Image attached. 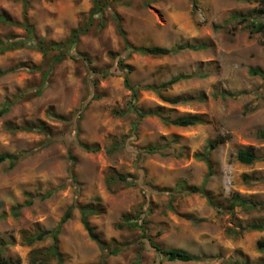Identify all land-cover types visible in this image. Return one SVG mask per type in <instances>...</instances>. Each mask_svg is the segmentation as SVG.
<instances>
[{
	"label": "rangeland",
	"instance_id": "1",
	"mask_svg": "<svg viewBox=\"0 0 264 264\" xmlns=\"http://www.w3.org/2000/svg\"><path fill=\"white\" fill-rule=\"evenodd\" d=\"M28 1L25 11L20 0H0V15L14 22L0 21V42L26 41L0 54V72L9 70L0 75V105L27 92L0 113V155H19L13 167L0 164L4 256L13 264H56V259H42L50 237L33 243L28 239L53 230L77 203L96 210L89 222L109 248L125 246L118 255H109L107 264H264L259 249L264 230L249 229L264 225V76L251 72L264 73V33L251 34L247 27L251 20L264 19L259 2L101 0L107 7L98 15L93 13L95 0ZM114 14L135 46H205L164 56L129 53ZM91 15L95 20L71 51L84 53L89 62L67 57L52 64L32 45L40 38L47 43L66 40ZM243 18L248 20L241 22ZM25 19L34 38L21 25ZM117 57H125L135 84L160 86L175 76H189L161 90L163 97L140 91L137 105L160 108L162 117L117 113L127 110L131 100ZM21 64L44 69L18 68ZM104 68L111 72L105 78L92 73ZM184 115L198 116L199 123L181 127L163 119ZM81 143L99 150L84 149ZM152 145L159 148L148 154ZM242 148H252L257 160L240 162ZM207 161L213 173L204 190L194 192L209 173ZM119 175L133 183L116 180ZM31 194L36 198L30 199ZM238 196L247 205L232 208ZM126 219L147 231L127 225ZM59 239L63 264L102 259L77 206ZM152 242L206 258L168 261Z\"/></svg>",
	"mask_w": 264,
	"mask_h": 264
},
{
	"label": "trees",
	"instance_id": "2",
	"mask_svg": "<svg viewBox=\"0 0 264 264\" xmlns=\"http://www.w3.org/2000/svg\"><path fill=\"white\" fill-rule=\"evenodd\" d=\"M23 4L24 10L26 11L28 9L29 6V1L28 0H20ZM148 1V0H147ZM193 2L195 0H192ZM242 1H247V2H259L260 7L257 9L260 13L264 14V0H242ZM195 6V5H194ZM107 7L106 3L101 2V0H95V8L93 10V13H97L98 15H101L103 12H105V8ZM92 17H90L89 21L82 25V26H78L76 28H74L70 34V36L64 40V41H51L49 43H47L45 41L44 38H40L37 39L36 42H33L32 45L38 49L39 51H41L44 55V58L47 61H50L52 64L54 63H60L63 60H65L67 57L73 58V59H80L82 58L84 61L86 60L87 62H89L88 57L84 54V53H77V54H72L71 51L73 49V46H75L79 41H80V37L83 34H86L89 26L93 23V21L95 20V18L93 16L95 15H91ZM114 19L117 21V28L119 33L121 34L123 40H124V44H125V49L129 51V53H139L142 55H153V56H164V55H168V54H172V53H177L182 49L185 48H191L193 50H199L201 48H203L205 45L204 44H184V45H180L177 47H162V46H135L127 37V33L125 31V29L123 28V25L121 23V20L119 18V16L117 14H114ZM248 19L247 18H243L241 20V22H246ZM0 21H2L3 23H7V24H14V22H12V20L4 15H0ZM104 22H101V27L104 26ZM22 26L25 27V29L27 30V37L28 38H34L33 37V33H34V28L33 26H31L28 21L25 19L23 21V23L21 24ZM247 27L250 28V32L251 34L254 33H264V19L261 21H253L251 20L248 24ZM26 45V41H24L23 38H16V40L11 41L8 40L6 43L4 42H0V54L11 50V49H15V48H20L22 46ZM114 57H116V55H114ZM117 61H118V66L125 72V86L127 89H129L131 91V100L129 102V106L127 110H122V111H117V113L125 115L128 112L134 111L135 113H137L140 117H145V116H149V115H157L162 117V113L160 108H154V109H149V110H144L142 107L137 105V100L140 94V91L142 90H153L155 92H157L158 94L160 93L161 90H164L166 87H169L171 85L176 84L177 82L186 79L187 77H189L188 75H178L173 77L172 79L162 83L160 86H155L153 84H147V85H140V84H135L132 82L131 80V73H132V69L130 68V66L128 64L125 63V57H117ZM19 67H29V69L31 71H42L44 68L41 66H28L27 64H21L18 66ZM9 70L5 71V72H0V75H2L3 73L8 72ZM12 71V70H11ZM252 74H261L262 76H264V73L260 70H251ZM93 74H100L101 77L105 78L107 77L111 72L109 69H93L92 70ZM44 75H47V72L44 73ZM96 83L97 80H96ZM36 94H41L42 90L39 89L35 92ZM161 95V94H159ZM27 96V92L26 91H22V93H20L18 96L14 97L12 100H7L2 106L0 105V113H4L7 112L9 110V107H12L19 99H24ZM161 97H163L161 95ZM167 99L169 102L173 103V104H179L182 103L183 100H181L180 98H165ZM164 121L166 122H170L176 126H181V127H187V126H194L196 124L199 123L198 120V116H194V115H184V116H180L174 120H170V118L168 117H164L163 118ZM27 130H33V128L31 127H27ZM39 131H41V129H39ZM261 136L264 137V129L260 132ZM217 142L216 143H212L211 146L212 147H216ZM81 146L84 149L87 150H92V151H98L99 147L98 146H89L86 143H81ZM159 147L157 145H152L150 147L146 148V152L148 154H153L157 151ZM116 148H112V150H115ZM111 151V150H110ZM19 155H15V154H1L0 155V164L3 162H9L11 163V166L13 167L17 161H18ZM69 158L73 161V156L70 154ZM257 156L255 154V152L253 151L252 148H242L238 150L237 153V159L244 163V164H251L254 161L257 160ZM208 166L210 168L209 173L207 174L206 178L204 179V183L202 184L201 188L198 187H193L192 190L194 192H197L198 190L202 189L204 190V187H206L211 175H212V170H211V163L209 161H207ZM71 177L72 180L74 182H77V178L76 175L74 173V169L73 167L71 168ZM118 181H124L126 184L131 185L133 182L130 181L129 178H127L126 176L123 175H119L118 178L116 179ZM36 198L35 195H30V199ZM209 203L212 206H217V204H215L211 198H209ZM30 201H28V203H30ZM252 205V207H255V205L252 202H248ZM242 205V206H246L247 205V201H245L244 199H242L241 197H235L233 198V203L231 204V207L234 208L236 205ZM77 206L80 213H81V218L84 224V227L86 229V231L88 232L90 238L94 241L97 242V244L99 245L100 249L103 252L102 255V259L100 262H98L97 264H107V257L109 255H118L119 253H121L124 249L125 246H120L117 248H109L108 245L103 242L94 232L93 227L91 226L90 222H89V216L91 214H94L96 212V210H94L93 208H90L88 206H82L79 204H73L72 206H70L67 211L65 212V214L63 215V217L61 218L60 222L58 223V225L53 229V230H49V231H43L40 232L32 237H30L28 239V242L33 243L34 241H38V240H43L46 239L47 237H50L52 239V244L50 247H48V249H46L45 251V258H42L44 260L47 259H56V264H63V256H62V252L60 250V233H61V229L62 226L65 222H67L71 216H72V210L73 207ZM15 214H18V212L15 211ZM2 218V216H0V219ZM126 224L131 226V227H136L139 226L144 232L147 231L146 230V226L138 223V222H131L130 220L126 219L125 220ZM118 227L123 228L124 225H118ZM249 229L252 230H264V225L263 224H252ZM152 246L158 251L160 252L164 258L168 261H181V262H189V261H200L205 259L206 257L204 256H198V255H194L191 252L184 250V249H179V248H163L160 245L152 242ZM259 249L260 251H264V242L260 241L259 242ZM0 264H13L12 261L10 259H8L7 257L4 256L3 250L0 249ZM233 264H237V263H233ZM244 264H249L248 262H245Z\"/></svg>",
	"mask_w": 264,
	"mask_h": 264
}]
</instances>
